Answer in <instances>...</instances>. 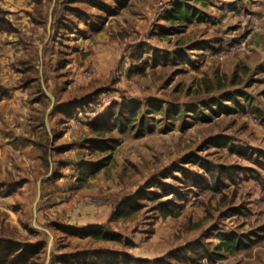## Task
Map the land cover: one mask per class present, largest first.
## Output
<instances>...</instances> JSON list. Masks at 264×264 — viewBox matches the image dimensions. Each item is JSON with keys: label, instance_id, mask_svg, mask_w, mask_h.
Masks as SVG:
<instances>
[{"label": "rangeland", "instance_id": "374dc122", "mask_svg": "<svg viewBox=\"0 0 264 264\" xmlns=\"http://www.w3.org/2000/svg\"><path fill=\"white\" fill-rule=\"evenodd\" d=\"M13 1L18 6H12L19 9L12 11V17L24 23L21 8L27 1ZM174 1L193 4L205 18L186 25L164 21L162 16ZM102 2L109 7L107 13L88 7L89 22L77 21L59 33L54 52L61 58L55 55V70L44 71L50 87L59 89L63 103L93 97L90 106L69 117L47 115L50 130L42 139L49 141L51 152L57 145L51 173L42 163L40 149L31 153L25 147L29 135L12 138L16 130L21 134L30 132V127L35 130L33 123L28 127L26 118L17 117L14 120L20 123L14 129L9 117L4 119L7 124L2 133L10 138L1 141L8 153L0 156V183L8 174L13 176L8 184H0V234L4 223L16 228L12 239L46 240L51 249L41 256L43 264L47 258L50 263L52 252L101 245L144 257L155 255L151 264L155 258L167 264H264V241L232 254L215 248L218 234L240 238L261 234L264 239V217L252 204L264 198L262 4L258 0H208L207 6L192 0ZM24 30L32 34L28 28ZM35 35L32 42L38 45L40 31ZM233 77L241 83L230 85ZM234 90L249 96L251 106L213 115L208 109L212 101ZM30 96L32 104L34 95ZM237 100L242 106L243 96ZM148 102L177 111L167 117L153 108L152 113L144 114L142 123ZM41 103L45 105L42 114L52 102ZM224 104L232 106L227 101ZM114 115L128 129L114 127L100 136L90 131L91 123L112 126ZM131 115L136 121L130 122ZM62 116L68 119L61 125ZM251 117L263 125L258 135L252 131ZM72 118L78 121L74 128L69 125ZM91 138L114 148L101 152L87 142ZM99 162H106L105 167L79 183L81 166L89 168ZM40 177L43 182L36 186ZM62 177L72 180L59 182ZM21 178L28 180L26 184L3 198L13 188L9 185ZM214 178L220 182L218 186ZM64 193L63 200L52 201ZM91 200L101 203L93 206ZM163 205L173 207L175 213L163 216ZM114 209L121 218L111 220L108 231L119 232V242L99 243L46 227L50 218L64 226L87 224L85 219L100 222ZM74 213L85 221L74 219L80 218ZM24 223L32 231H26Z\"/></svg>", "mask_w": 264, "mask_h": 264}, {"label": "trees", "instance_id": "16d2710c", "mask_svg": "<svg viewBox=\"0 0 264 264\" xmlns=\"http://www.w3.org/2000/svg\"><path fill=\"white\" fill-rule=\"evenodd\" d=\"M192 3L201 4L203 6L207 5V0H192ZM52 0H35V9L31 13V19L35 24H42L44 27L47 26L49 18L51 20V33L50 38L44 48V58L43 62L45 65V69L48 71L55 70L53 68V62L55 60V55L58 53L54 52V44H56V40L59 33L68 31L71 24H76L77 21L79 23H87L90 21V15L88 12V7H94L100 11H107L109 7L105 6L102 0H55V5L51 13L49 9L51 7ZM163 20L169 23H176L181 25H186L189 23H193V21H203L205 18L204 13L197 10L193 4L184 1H174L170 4L169 8H167L162 16ZM75 19V20H73ZM0 29L13 31L14 27L11 23L6 19L5 11L0 8ZM56 37V38H55ZM59 59L61 58V54H58ZM248 73V72H245ZM28 81L25 82L26 85H31V89L39 90L42 96L46 97L45 93H43L40 83V76L38 72L35 75H31L27 77ZM230 85H239L241 83V79H236L235 77L231 78ZM33 84V85H32ZM59 89L54 88L53 94L55 97V106L51 114L55 113L57 115L64 114L66 117H69L79 111L83 110L86 106H90L93 103V97L87 98L88 95H85L83 98L84 102L79 100H74L70 102L63 103L61 101L62 98L59 99ZM264 95V91H263ZM243 96V105L237 102L238 98ZM49 101V99L47 100ZM225 101L232 104V106L225 105ZM147 108H145L142 112V123H144L145 115L150 114L155 108L158 112H162L165 116L171 117L177 111L175 107H162V104L155 105L153 103H146ZM206 106V104L204 105ZM251 106V101L249 96L245 97L244 93L239 90H234L233 92H225L221 94L218 98L212 101L209 105V110L213 112V115H219L222 110L226 113H232V111L237 112L240 109ZM216 108V110H211ZM120 111H123L122 109ZM200 110H196V113H199ZM125 113V112H124ZM261 113V112H260ZM119 115L123 116L124 114L119 113ZM111 118V122L114 123L112 126L100 127L98 123L89 124L90 131L97 135H104L105 131L110 133L113 131L114 127L118 128L119 131H124L128 129L125 121L120 120L119 117ZM134 116V117H133ZM60 117L59 124H63L65 120L68 118ZM133 119L130 122L136 121V116L131 115ZM264 117V114H263ZM257 119V118H256ZM115 121V122H114ZM261 123V121L258 119ZM98 122V121H97ZM129 122V123H130ZM61 124V125H62ZM118 125V127H117ZM92 133V134H93ZM87 142H91V146L95 147L97 150L104 152L110 149H113V144L109 142H103V140H93L89 139ZM87 145V144H86ZM43 147V161L44 166H46V170L49 169L48 156H49V141L44 143ZM106 162H99L95 165H90L87 168V164L82 165L80 169L79 176L77 177L79 183L86 182L90 177H93L98 173L103 167H105ZM82 169L84 172L82 173ZM49 171V170H48ZM210 171V169H209ZM81 175V176H80ZM218 177V176H217ZM215 184L218 186L220 182L217 183V178H214ZM20 186L19 184L14 183L10 184L9 187H13L9 192L8 190L3 193V195L8 194L17 189ZM114 209L112 214L110 215L109 220L106 223L102 224H87V225H76V226H64L58 225L56 222H49L46 224V227L55 232H63L65 231L69 236L78 237V238H90L93 241H111V242H119L121 241V236L119 232L108 231V225L111 220H115L118 218L116 216L117 212ZM161 212L163 216H167L169 214L175 213V209L170 206H161ZM130 213V211L128 212ZM114 215V216H113ZM123 215V214H122ZM119 217L118 219H120ZM117 219V220H118ZM123 219V218H122ZM2 227L3 234H0V264H43L41 256L45 257L46 252L48 250V244L46 240H40L36 242H22L19 239H12L11 236H14V231L16 228L9 227L8 225H4ZM2 226V225H1ZM0 226V227H1ZM23 227L26 230H31L28 224H23ZM32 231V230H31ZM40 232V231H37ZM13 234V235H12ZM217 238L219 240L218 244L215 246L216 252H231V251H240L244 249H249L255 244L259 243L263 239V235L255 234L253 237L244 235L240 238L234 234H218ZM217 256L222 257L221 253H216ZM41 259V260H40ZM49 264H151L149 259H140L136 258L131 253L115 250L111 248H89L84 250H79L75 252H64L61 254H56L52 252L50 263ZM153 264H167L162 258L153 259Z\"/></svg>", "mask_w": 264, "mask_h": 264}, {"label": "crops", "instance_id": "0c3cea01", "mask_svg": "<svg viewBox=\"0 0 264 264\" xmlns=\"http://www.w3.org/2000/svg\"><path fill=\"white\" fill-rule=\"evenodd\" d=\"M26 1L27 2L25 6L23 5L24 7L22 6L21 8L22 13L25 14V16L24 15L22 16V19H24L23 20L24 23L23 22L18 23L17 20L12 17V11H17L19 9L17 7H13L12 5L14 3L15 6H18V2H14L13 0H0V8L3 11H5L6 19L14 27L13 31L0 29V156L5 157V155L8 153L7 151L8 148H6L8 146L5 145L4 143H1V141H6L7 138H10L9 136L2 133V131L6 129V127H4V124L6 123L4 119L9 117L12 128L18 129L17 125L18 123H20V121L19 120L16 121L14 120V118L20 117L21 120L26 118L28 122L27 124L28 127H30V123H33L35 130L30 127V132L29 131L22 132V134L20 130H16L12 138L19 139V138L29 135L30 140H29V143L25 147H27L28 149L30 148L31 153H33L35 150L39 151L40 149L42 163H45L43 161V147H42L45 143V140L43 141L42 136L46 134L47 130L48 131L50 130L47 127L48 126L47 115L49 114L51 115V112L53 111V108L55 106V98L53 94L54 87L51 88L48 83V79L45 74V72L47 73V70L45 69V65L43 62L44 48L50 38V33H51V26H50L51 20L49 18V21L46 27H44V25L42 24L41 25L35 24V22H33V20L31 19V13L35 9V0H26ZM258 1L260 2V4H262V8H264V0H258ZM208 3L209 2L207 0V5ZM54 5H55V0H52L51 7L49 9L50 13ZM22 13H19V14H22ZM25 28H28L29 30H31L32 34L27 35V32H25L24 30ZM41 29H42V34H41ZM37 31H40V38H38L39 39L38 45L32 42L34 40V36L37 38V36L35 35ZM25 33L28 36L27 40L23 38ZM263 38H262L261 46L264 49V39ZM36 72H38L40 76L41 88H42L43 93H45V95L47 96V98L42 96L41 95L42 93L39 90H35L34 88L31 89L32 87L31 85L25 84V82L28 81V79L26 78L30 77L31 75H35ZM24 94L25 96H27V102L25 101ZM30 94L34 95V102H32V104L30 100L31 99ZM48 99L49 101L52 102L51 106L50 107L48 106L49 109L44 111L41 114V110L45 108V105L43 103L40 104V100L47 101ZM31 111H32V114L30 113ZM249 122L252 126L255 127L252 131L256 132V135L260 134L261 129H263L264 126L260 122H254L252 120V117L251 119L249 118ZM261 125L263 127L259 128V126ZM56 149H57V145H54V150L52 152L49 149L48 163H49L50 173L52 172V169H53L52 154L55 156ZM262 172L264 173V170ZM8 175L10 177L5 179V181L0 184H8V182L12 179L11 176H13L11 174H8ZM45 175H48V174H45ZM41 177H47V176H41ZM41 177L36 180V183H35L36 186H41V183L43 182V180H41ZM71 180H72L71 177L67 180H63V177H62L59 179V182L70 183ZM26 181L28 180H26L25 178H21L20 181H17L14 183L19 184L20 182V186L17 187V189L19 190L20 188H22L21 186L26 184L25 183ZM16 190L8 193L3 198L10 196ZM66 191H68V189ZM65 195L66 193H64L63 195L58 194V196L52 197V201L54 198L55 204H57V202L64 199ZM252 204L253 206H255L256 209L261 211L262 216L264 217V198H262L261 200H256V201L253 200ZM52 208H55V206H53ZM110 213L109 215L106 214V216L103 217L106 219H102L100 220V222H95V223L88 222L89 219H85L86 220L85 221L81 218V216H77L75 213L73 215L80 217V218H76L74 216H70V217H74V219H77V220L82 219L83 221L87 222V224H102V223H106L109 220ZM54 220L56 219L50 218V220H48L47 222L48 223L49 221L53 222ZM87 224H79V225H87ZM35 227L38 229H43L40 226H35ZM127 238L130 239V241H132L134 244H137L132 238H129V237ZM262 241H264V239H262L260 242ZM107 242H111V241H107ZM260 242L258 244H255L254 246L261 244ZM97 248H106V247L101 245L99 247H94L93 249H97ZM107 248H111V247H107ZM111 249L116 250V248H111ZM244 250H248V249H244ZM61 253L62 252H59V254ZM129 253L134 255L136 258H140V259L151 260L152 257L155 256V255L153 256L147 255L146 257H144V256L136 254L135 252H129ZM232 253L234 252H231V254Z\"/></svg>", "mask_w": 264, "mask_h": 264}, {"label": "built area", "instance_id": "2783aa9c", "mask_svg": "<svg viewBox=\"0 0 264 264\" xmlns=\"http://www.w3.org/2000/svg\"><path fill=\"white\" fill-rule=\"evenodd\" d=\"M252 120L254 122H257L256 118L255 119L252 118ZM80 122L82 123L83 121L80 119ZM77 123H78V121L75 118H72L69 122V125L71 126V128H74V127H76ZM83 124H84V122H83ZM91 203L93 206H96V205H100L101 201L100 200H91Z\"/></svg>", "mask_w": 264, "mask_h": 264}, {"label": "water", "instance_id": "95a60500", "mask_svg": "<svg viewBox=\"0 0 264 264\" xmlns=\"http://www.w3.org/2000/svg\"><path fill=\"white\" fill-rule=\"evenodd\" d=\"M47 233H48V232H47ZM50 249H51V246L49 245V246H48V250H47V251H48V254H49V252H50ZM48 263H49V258H47V261H46V264H48Z\"/></svg>", "mask_w": 264, "mask_h": 264}]
</instances>
